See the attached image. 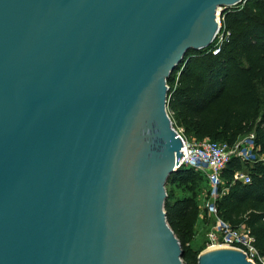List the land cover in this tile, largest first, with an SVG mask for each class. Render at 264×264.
I'll return each instance as SVG.
<instances>
[{
  "label": "water",
  "instance_id": "obj_1",
  "mask_svg": "<svg viewBox=\"0 0 264 264\" xmlns=\"http://www.w3.org/2000/svg\"><path fill=\"white\" fill-rule=\"evenodd\" d=\"M244 1L0 0V264H183L167 79Z\"/></svg>",
  "mask_w": 264,
  "mask_h": 264
},
{
  "label": "trees",
  "instance_id": "obj_2",
  "mask_svg": "<svg viewBox=\"0 0 264 264\" xmlns=\"http://www.w3.org/2000/svg\"><path fill=\"white\" fill-rule=\"evenodd\" d=\"M225 40L218 54L213 43L205 49L189 50L167 79L172 122L187 138H210L232 144L248 132L254 134L257 160L232 158L220 171L215 200L217 217L231 225H243L254 238V247L264 254V0H245L220 15ZM246 169L249 183L234 179ZM201 171L182 166L171 173L166 184L183 188L176 197L166 188V221L182 249L183 264H197L205 245H190L200 213L198 184ZM207 179V178H206ZM198 190V192H197ZM208 196V193L206 197ZM214 219L210 220V226Z\"/></svg>",
  "mask_w": 264,
  "mask_h": 264
},
{
  "label": "built area",
  "instance_id": "obj_3",
  "mask_svg": "<svg viewBox=\"0 0 264 264\" xmlns=\"http://www.w3.org/2000/svg\"><path fill=\"white\" fill-rule=\"evenodd\" d=\"M217 18L219 30L211 49L213 55L219 53L221 45L225 40L224 32H221L220 28L219 13L217 14ZM177 133L182 140L178 168L186 166L196 171H203L210 187L202 209L209 217L214 219V222L206 235L205 249L231 248L239 250L253 264H264V254H261L254 247V238L249 230L243 225L232 227L217 217L215 207L216 198L226 191V188L219 191L221 184L220 171L226 164L232 158H238L246 162L257 160L256 148L253 142L254 134L252 133L244 139L239 137L235 142L229 144L227 142H217L210 138L193 139L192 142H188L179 131ZM234 179H240L244 183L250 182L249 175L242 172L235 173Z\"/></svg>",
  "mask_w": 264,
  "mask_h": 264
},
{
  "label": "rangeland",
  "instance_id": "obj_4",
  "mask_svg": "<svg viewBox=\"0 0 264 264\" xmlns=\"http://www.w3.org/2000/svg\"><path fill=\"white\" fill-rule=\"evenodd\" d=\"M167 110H168V114H169L170 118H172V112L170 111V109L168 107H167ZM172 123H173V127L175 128V130L179 131L186 141H188V142H192L193 141L194 138L185 137L183 135L182 128L177 127L174 121ZM252 133L253 132L250 131L247 134L242 135L240 138L244 139L247 136L251 135ZM244 145H245V143H244ZM246 172H247L246 169H243L242 173H246ZM201 173H202L204 179L197 186V188L200 189L199 192L197 190V192H198L197 202H198L199 206L201 207V212H200V215H199L198 220H197V222L195 224V227H194L195 234H194L193 240L190 243L191 247L193 249H195V250H197L198 248H200L203 245H205V243H206V235H207V233L209 231V228H210V220L212 219V217H209L206 214V212H204L203 209H202L204 201L207 199L206 195L209 192L210 187H209L208 181L206 179L205 173L203 171H201ZM166 188L168 190L169 189H173V193H174V195L176 197H181L184 194H186V192L183 191V188H173V186H171L169 184H166Z\"/></svg>",
  "mask_w": 264,
  "mask_h": 264
},
{
  "label": "crops",
  "instance_id": "obj_5",
  "mask_svg": "<svg viewBox=\"0 0 264 264\" xmlns=\"http://www.w3.org/2000/svg\"><path fill=\"white\" fill-rule=\"evenodd\" d=\"M199 209H200V212H201V207L199 206ZM199 215H200V213H199ZM199 217V216H198Z\"/></svg>",
  "mask_w": 264,
  "mask_h": 264
}]
</instances>
